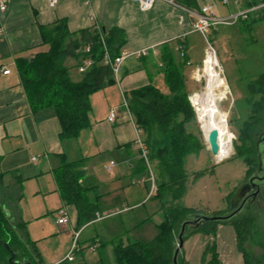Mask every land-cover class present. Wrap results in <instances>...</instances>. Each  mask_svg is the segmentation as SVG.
I'll return each mask as SVG.
<instances>
[{
  "label": "crops",
  "instance_id": "obj_1",
  "mask_svg": "<svg viewBox=\"0 0 264 264\" xmlns=\"http://www.w3.org/2000/svg\"><path fill=\"white\" fill-rule=\"evenodd\" d=\"M0 1L7 6L5 11H0V206L6 217L12 223L25 224L27 237L36 245L43 264L45 261L73 264L76 256H82L88 246L80 239L89 226L126 212L128 217L122 219V228L134 231L150 224L153 230L149 229V232L156 231L152 241L159 233V225L166 219L165 209L171 202L163 199L160 190L150 195L154 174L151 169L148 175L143 170L147 163L137 143V131L143 140L144 135L129 108L128 97L133 91L149 85L164 94L169 93L165 79L166 63L162 60L168 52L182 68L187 91L188 76L195 81L194 72L201 68L204 60V57L197 58L194 66V40L201 34L193 31L194 19L187 10L211 5L218 17H228L251 4L250 0H229L227 5L222 0H192L190 6L184 5L182 0H176L180 6L157 0L149 10H142L135 0H58L54 7L48 0ZM262 19L264 13L242 23L249 26ZM59 23L65 24L72 34L93 29L95 25L106 31L119 28L126 38L121 52L130 54L115 74L114 83L91 95L90 125L78 137L70 139L61 138L62 126L53 110L40 114L32 112L17 66L19 58H32L49 50V46L43 43V30ZM181 46L184 58L180 53ZM66 66L71 79L79 81L81 73L77 61L69 58ZM5 70H10V74L5 75ZM194 93L188 94L189 97ZM125 100L128 108L124 105ZM113 109L116 118L110 122L108 118ZM64 160L67 163L81 162L83 178L79 181L80 186L88 200L98 207L95 219L83 225L76 207L61 197L56 170ZM150 161L156 171L155 184L160 188L164 181L158 162ZM111 162L115 165L108 170ZM164 180H167L166 176ZM168 193L166 191L164 195ZM233 195L234 191L224 194L219 207L209 203L203 211L208 214L223 212L230 206ZM149 203L151 207H148ZM62 207L70 214L66 225L58 224V210ZM132 211L138 212L131 215ZM50 213L55 215L54 231L50 234L61 232L67 237L65 242L45 244L43 240L50 234L46 233L45 227H35ZM125 221L129 225H125ZM113 230L111 227L105 232L113 233ZM76 231H80V250L67 260L69 239ZM201 236L197 234L185 240L180 257L187 264H201L209 239ZM86 240H90L87 242L90 246L98 242V249L111 247L115 263L118 244L143 243L130 236L114 237L101 243L97 232ZM214 240L218 264H245L238 234L232 225H219Z\"/></svg>",
  "mask_w": 264,
  "mask_h": 264
},
{
  "label": "trees",
  "instance_id": "obj_2",
  "mask_svg": "<svg viewBox=\"0 0 264 264\" xmlns=\"http://www.w3.org/2000/svg\"><path fill=\"white\" fill-rule=\"evenodd\" d=\"M182 1L184 5L190 6L192 0ZM103 35L104 44L100 33L94 28L72 34L65 24L59 23L49 30H43V43L49 46L48 51L38 53L32 58L17 60L21 83L32 112L40 114L49 109L53 110L62 126V139L76 138L90 125L91 95L114 83V71L110 65L104 63V58L106 54L112 59L119 56L126 38L123 30L119 28L107 30ZM88 45L91 52L83 54L81 50ZM87 57L93 60L92 67L81 74L79 81H73L66 66L67 60L75 59L79 67ZM162 60L166 63L165 79L169 93L164 94L149 85L133 91L128 97V104L137 125L143 131L149 160L158 162L157 166L164 181L160 187L175 188L177 193L174 198L180 199L184 195L187 175L185 158L200 153L202 146L198 136L188 131L187 125L195 121L196 117L186 91L182 68L175 63L171 52L165 53ZM247 92L246 104L252 107V118L247 124V132L243 131L240 136L245 143L248 140L246 134L250 133L248 131L252 126L264 124V73L248 85ZM254 150L256 154V142ZM239 157L244 159L249 168L248 176H251L252 160L242 151H239ZM255 160L257 162V154ZM80 165L81 162L67 163L64 160L56 170V178L62 199L76 207L83 225L95 219L98 207L88 200L80 186L79 181L83 178ZM210 173L202 171L194 176L198 179ZM164 176L167 177L166 181ZM157 187L159 191L160 188ZM165 211L166 219L159 225V233L152 241L127 246L120 243L116 246L117 264H171L177 235L181 224L187 220V215H223L222 212L208 214L200 209L172 206ZM242 213L226 223L204 222L197 230L186 235L185 240L197 234L209 238L201 264L219 263L214 237L221 224H231L236 229L245 264H255V259L245 249V244L257 233L255 217L251 213ZM5 244L15 254L12 262V253ZM18 255L23 261H19ZM15 262L43 264L36 245L27 237L25 224L12 223L0 206V264ZM60 264L68 263L63 261ZM179 264L187 263L179 257Z\"/></svg>",
  "mask_w": 264,
  "mask_h": 264
},
{
  "label": "rangeland",
  "instance_id": "obj_3",
  "mask_svg": "<svg viewBox=\"0 0 264 264\" xmlns=\"http://www.w3.org/2000/svg\"><path fill=\"white\" fill-rule=\"evenodd\" d=\"M250 20L251 19H249V21ZM248 25L249 26L242 22L241 24L237 23L235 25H220L216 32L211 31L208 35V42L216 50V57L219 65L223 69L225 80L227 81H224V88L225 85H228L231 93V95L229 93L227 99L222 100V102L218 101L220 110L226 119L225 129L228 130L230 134L232 146L230 156L217 160L210 152L207 139L205 138L204 122H201L200 113H198L197 117L196 111L192 107L196 119L191 124L187 125V127L189 132L198 136L202 150L200 153L192 154L185 158L187 175L183 198L174 202L173 199H175L174 195L177 193V190L175 191L173 187L167 189L166 187H160V193L161 196L164 197L163 199H166L167 202H171L167 207L172 206L204 210L208 207L209 203L216 204V207H219L224 194L233 191L235 194L243 182L250 177L248 176L249 168L244 159L239 157V151H242L243 154H246L252 160V174H255L257 171L258 165L255 160L254 143L257 140L258 134L264 130V124H260L257 127L252 126L248 131L250 133L246 134L248 139L247 143H245L243 139H240V136L243 131L247 132V124L251 122L252 118V107L246 104L248 85L252 81L257 80L260 75L264 73V19ZM198 36L199 37L194 40V51L192 52V57L195 59L194 66L197 64V58H205L204 49L207 47L205 39L201 35ZM202 68L203 64L201 66V69ZM207 79H209V77L204 76L200 82H196L191 80L188 76L186 84L188 94L194 92L200 94L204 92ZM222 97L224 98V96ZM198 107L199 106H197V108ZM150 169L154 174V178L157 180L156 171L151 161L149 166H144L143 170L148 175ZM202 171H210L211 173L207 176L195 179L194 174ZM166 191H169V193L164 195ZM149 206L151 207L150 203L148 204V207ZM229 210L230 206L228 205V208L222 212L223 215L228 214ZM138 211H132L130 214L132 215L133 212ZM127 213L128 212L120 216L100 220L94 225L89 226L85 232H83L80 239L82 241L85 240L84 242L88 246L83 250L82 256L80 254L76 256L73 264H116L114 262L113 251L111 247L107 246L108 244H106L107 247H99L96 252L91 250L90 244L87 243L90 240H86V238L94 235L96 232L99 234L101 243L107 242L106 239H112L114 237L127 238L128 236H130L132 240H138L143 243L150 241L156 233L155 230L149 232V229L153 230L150 224L145 227L140 226V228L134 231H131L130 228H122L121 222L122 219L128 217ZM249 213L255 217L257 233L245 244V249L255 259V264H264V196L260 198L258 203L252 205L250 210H246V212L244 211L242 214L246 215ZM54 216L55 215L50 213L48 216L44 217L41 223H37L35 227H45L47 230L46 233H52L55 225L53 222V220L55 221ZM186 217L189 218L191 215H187ZM124 223L125 225H129L126 221ZM229 225L231 226V224ZM108 227L115 229L112 231L113 233L105 232L110 229ZM103 232L106 234L104 235ZM53 233L54 234H48L49 236L43 240L45 244L55 245L60 240L62 242L67 240V237L61 232L56 231ZM202 238L205 237L203 236ZM73 240L74 235L73 238L71 236L69 239L70 245L66 259L73 249ZM19 261H23L20 256ZM49 263L50 262L45 261L44 264Z\"/></svg>",
  "mask_w": 264,
  "mask_h": 264
},
{
  "label": "built area",
  "instance_id": "obj_4",
  "mask_svg": "<svg viewBox=\"0 0 264 264\" xmlns=\"http://www.w3.org/2000/svg\"><path fill=\"white\" fill-rule=\"evenodd\" d=\"M157 0H135V2L140 6V8L142 10H149L151 8H153V6L155 5ZM168 3L175 5V6H180L179 3L176 0H166ZM58 0H48V3L51 7H54L57 4ZM229 2V0H222V3L227 5ZM249 5H246V7L241 8L239 11H237L235 14H232L228 17H218L215 14L214 8L211 5H207V6H202L199 10H187L189 12V14L193 17L194 22H193V31L194 32H198L200 33L203 38L205 39L206 43H207V47L205 50V58L203 60V68H199L194 72V79L196 82H200L202 80V78L206 76V67H207V61L209 59H213L214 64H212V62H209V65L212 64L214 70L218 73V76L220 78H222L224 81L225 77L223 74V69L221 68V66L219 65L218 59L216 57V50L215 48L208 42V35L209 32L211 30L217 29V27H219L220 25H235L237 23H241V22H245V21H249V19H252L253 17H256L258 15H261V13H264V0H250ZM7 9L6 4H4L2 1H0V11H5ZM95 30L98 31V33H100L101 35V41L104 44V35H103V29L98 26L95 25L94 27ZM180 53L181 56L184 58L185 57V52L183 51L182 46L180 47ZM81 52L83 54H89L91 52V47L88 45L86 47H84ZM130 54H127L126 52H121L119 56H117L115 59H112L108 54H106L105 58H104V63L106 65H110L114 71V74L118 73L119 67L122 64V62L124 61V59L126 57H128ZM187 65H191L190 61H186ZM93 65V60H91L89 57L85 58L82 60V64L79 67V73H84L88 68L92 67ZM10 70H5L3 73L5 75H9L10 74ZM208 87V79L206 81V85H205V91L207 90ZM204 91V92H205ZM204 92L199 93H194L189 97V101L191 103V106L195 109L197 117H198V109H199V101L200 98L199 96L201 94H203ZM227 92V94H225L224 98L222 100H225L228 98V95L230 93V89L228 85H225V93ZM231 95V93H230ZM221 100V102H222ZM124 105L126 108H128V104L125 100ZM197 106H199L197 108ZM116 118V110L113 109L110 112L109 115V121L113 122ZM225 125H226V119H225ZM137 143L140 145L141 147V151H142V157L144 158V160L146 161L147 165L149 166L150 160H149V153H148V148L146 146V144L144 143L143 139L140 136V131H137ZM33 160H37V158H33ZM115 165V162H111L110 165L107 167V169H111L112 166ZM153 178V177H152ZM153 183H152V188L150 191V195L158 192V187L155 184L154 178L152 179ZM58 215H59V219H58V224L59 225H66L69 221V215H68V211L67 208L62 207L58 210ZM100 217L99 215H97V218ZM79 236H80V231H76L74 232V240H73V249L71 251V254L69 255V257L67 258V260H71L73 255L75 253H77L79 251ZM98 242L95 243L93 246H91V250L93 252H95L98 249Z\"/></svg>",
  "mask_w": 264,
  "mask_h": 264
},
{
  "label": "water",
  "instance_id": "obj_5",
  "mask_svg": "<svg viewBox=\"0 0 264 264\" xmlns=\"http://www.w3.org/2000/svg\"><path fill=\"white\" fill-rule=\"evenodd\" d=\"M103 32L106 29L103 28ZM207 143L209 145L210 152L216 157L220 152L219 147V132L217 129H212L207 138ZM256 154L258 168L255 174L251 175L240 188L235 192L231 199L230 210L226 215H213L208 216L205 214H197L191 216L190 219L185 220L180 227V231L177 235L176 245L173 253L172 263L179 264V257L183 250L185 237L192 231L197 230L200 225L204 222L211 223H226L240 215L243 210L247 207L252 206L260 201L261 189L264 188V130H262L256 140ZM264 196V192L262 193ZM8 250L12 253V259L15 254L12 252L8 244H5ZM15 264H31L29 262H15Z\"/></svg>",
  "mask_w": 264,
  "mask_h": 264
},
{
  "label": "bare ground",
  "instance_id": "obj_6",
  "mask_svg": "<svg viewBox=\"0 0 264 264\" xmlns=\"http://www.w3.org/2000/svg\"><path fill=\"white\" fill-rule=\"evenodd\" d=\"M213 59L207 61L206 72L208 79L207 90L199 96V109L201 122H204L205 138H208V134L212 129H217L219 132V147L220 152L216 156L217 160L230 156L232 146L231 139L228 130L225 129V118L220 110L218 101L223 99L225 96L224 79L218 76V73L214 70ZM223 87V88H222ZM218 91V92H217Z\"/></svg>",
  "mask_w": 264,
  "mask_h": 264
},
{
  "label": "flooded vegetation",
  "instance_id": "obj_7",
  "mask_svg": "<svg viewBox=\"0 0 264 264\" xmlns=\"http://www.w3.org/2000/svg\"><path fill=\"white\" fill-rule=\"evenodd\" d=\"M252 175H253V174H252ZM261 190H262V191H261V196H260V198L263 196L262 193L264 192V188L262 187ZM250 208H251V206L247 207V205H246V207H245V209L243 210V212H244V211L246 212V210H250Z\"/></svg>",
  "mask_w": 264,
  "mask_h": 264
}]
</instances>
